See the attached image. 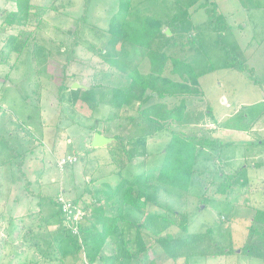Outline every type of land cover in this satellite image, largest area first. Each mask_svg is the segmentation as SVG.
<instances>
[{
	"label": "rangeland",
	"instance_id": "1",
	"mask_svg": "<svg viewBox=\"0 0 264 264\" xmlns=\"http://www.w3.org/2000/svg\"><path fill=\"white\" fill-rule=\"evenodd\" d=\"M96 1L91 5L96 10L106 8L109 3V0ZM45 2L47 12L41 20L34 19L30 25L22 27L26 32L22 37L30 41V46L19 52L7 43L9 36L19 37L21 29H12L4 23L7 15L17 10L16 3L0 0V137H3L0 139V264H50L36 248L26 243L29 233L44 234L58 228V223L51 218L56 209L41 197L56 198V201L61 197L71 203L79 200L76 207L81 210L77 215L80 222H94L95 208L110 214L102 190L108 187L106 183L113 182L114 185L119 177L115 174V166L109 164L112 158L107 150L109 145L104 151L89 149L83 138L88 140L97 129L105 132L110 128L113 134L123 138L134 133L129 125L124 130L116 128L118 122L95 123L96 117L105 119L112 113L108 106H102L95 118L90 119L85 104L60 105V98L67 101L70 92L59 91L64 62L57 59L60 54L57 48L65 47L74 39L79 45L76 62L68 68L67 74L71 77L68 85L76 82L82 88L97 84L125 87L129 80L99 55L101 49H108L107 37L103 38L100 29L85 24L79 36L74 35L76 18L83 14L84 0ZM225 9L228 21L233 25L228 35L229 50L247 58L246 63L253 70L256 82L248 72L221 68L225 51L211 40L208 47L210 64L218 69L201 78L203 95L188 97L187 119L174 124L178 131L188 134L196 130L203 136L210 135V140L218 143L208 145L205 150V156L211 160L201 164L205 173L197 175L194 190L195 194H207L214 201L202 205L199 210L197 200L192 201L189 231L197 234L211 227L216 232L224 231L226 241L221 245L224 250L217 249L218 256L192 257L189 264H264L262 259L242 253L254 213L264 210V9L243 8L237 0L226 2ZM203 18L202 11L195 21L201 23ZM19 38L17 45L21 46L23 39ZM130 51L126 53L127 62L135 58ZM168 101L170 105L176 103L175 100ZM132 114L125 110L121 115L125 118ZM169 137L167 133L150 137L147 155L130 164L123 177L153 175L164 163ZM70 151L79 153L76 154L77 162L60 167V159L69 156L67 152L71 155ZM223 172L236 175L234 188L226 197L216 193ZM28 214L34 216L26 217ZM125 216L144 223L156 234L182 235L179 224L183 217H171L173 222H164L143 211H128ZM50 218L53 221L50 225L37 228L39 222ZM30 221L36 226L29 227ZM16 226L14 233L12 229ZM226 234H230L232 242ZM55 241L61 255L73 252L69 241L63 244L59 239ZM228 248L232 249L229 255L225 254ZM112 252L108 248L104 256L109 257ZM157 256L153 259L156 263L173 264ZM76 263L74 259L62 261V264Z\"/></svg>",
	"mask_w": 264,
	"mask_h": 264
},
{
	"label": "trees",
	"instance_id": "2",
	"mask_svg": "<svg viewBox=\"0 0 264 264\" xmlns=\"http://www.w3.org/2000/svg\"><path fill=\"white\" fill-rule=\"evenodd\" d=\"M14 1L17 10L9 13L4 23L12 29H21L23 44L17 45L20 36L15 35L9 36L7 43L12 46V50L21 52L30 46V41L22 37L26 33L22 27L30 25L34 19L41 20L47 12V2ZM93 1L96 0H84L83 14L76 18L77 26L73 33L78 37L85 24L100 29L103 38L107 37L105 44L108 49H101L99 55L106 63L125 74L129 84L125 87L97 84L72 89L75 82L67 84L71 78L67 73L68 68L76 62L79 42L74 39L65 47L57 48L60 53L57 59L64 62L61 66L64 75L59 91L70 92V99L63 101L60 98V105L68 103L75 107L78 103L85 104L90 119L95 118L102 106H108L112 113L105 119L96 117L95 123L98 125L104 122L107 125L118 122L116 128L124 130L129 125L134 133L123 138L113 134L110 128L105 132L98 129L94 132L113 139L107 147L112 156L109 164L117 169L115 174L119 180L114 185L113 182L105 184L108 186L104 193L105 207L110 210V214L95 208V221L78 222V225L73 223V226L78 227V232L74 233L70 227L72 222L68 220L59 199L56 201V198L40 196L42 201H48L56 209L53 208L55 212L51 218L58 223V228L44 234L29 233L26 243L36 248L40 256L50 264H62L67 259L76 260V264H158L153 261L157 255L173 264L179 261L189 264L192 257L218 256V250H224L221 246L226 241L224 231L216 232L212 227L197 234L189 231L192 201L197 200L198 210L202 205L207 206L214 201L207 194H195L194 190L197 175L205 173L200 168L201 164L211 160L205 156V150L208 145L218 143L210 140V135L203 136L196 130L188 134L178 131L174 124L183 123L187 119L188 97L203 95L201 78L218 69L210 64L208 47L212 42L225 51L221 68L248 72L256 82L253 70L246 63L247 58L229 50L228 35L233 25L224 12L229 0H109L106 8L100 10L91 8ZM237 2L246 9L248 6L264 9V0ZM146 8H149L148 11ZM202 11L205 18L198 23L195 17ZM94 16L98 18L92 19ZM129 50L131 56H135L131 62H127L126 58ZM168 100H175L176 103L170 105ZM125 110L134 114L122 118L121 114ZM163 133L170 137L161 167L153 175L145 173L144 177L134 175L132 178H124L125 169L137 158L147 155L148 139ZM93 136L88 140L83 138L89 149L92 147ZM70 152L76 157L79 155L78 152ZM66 155L70 154L67 152ZM220 176L222 180L217 185L216 193L226 197L234 188L236 175L223 172ZM91 181L93 183L94 179ZM78 201L76 199L72 204L76 206ZM128 211H143L164 222H173L171 217H183L179 224L182 235L156 234L144 223L128 219L125 216ZM28 216L33 217L34 214ZM50 219L39 222L37 228L43 229L50 225L53 222ZM28 223L29 227H34L35 223ZM16 229L17 226L12 232H17ZM248 230L242 253L264 261V210L254 213ZM226 236L231 241L230 234ZM55 239L61 240L62 244L69 241L74 248L73 252L61 255ZM229 246L232 248V245ZM108 248L113 252L105 257ZM230 248L225 250V254L232 252Z\"/></svg>",
	"mask_w": 264,
	"mask_h": 264
},
{
	"label": "built area",
	"instance_id": "3",
	"mask_svg": "<svg viewBox=\"0 0 264 264\" xmlns=\"http://www.w3.org/2000/svg\"><path fill=\"white\" fill-rule=\"evenodd\" d=\"M77 162V157L76 156H64L60 159L59 165L60 167L64 168L67 167L68 165H73ZM59 201L63 204V210L66 213V216L70 222H72V225L70 226L73 230L74 233L78 232V227L76 225L73 226V223L78 225V222L81 220H77L78 214H81V210H79L76 206H74L71 202L63 200V198H59ZM78 209V210H77Z\"/></svg>",
	"mask_w": 264,
	"mask_h": 264
},
{
	"label": "water",
	"instance_id": "4",
	"mask_svg": "<svg viewBox=\"0 0 264 264\" xmlns=\"http://www.w3.org/2000/svg\"><path fill=\"white\" fill-rule=\"evenodd\" d=\"M167 33L170 35L169 30H167ZM82 87L83 86H81L80 84L75 82L72 86V89L77 90V89H80ZM112 142H113L112 138H107V137L97 133L93 138L92 147L93 148H103V147L110 145Z\"/></svg>",
	"mask_w": 264,
	"mask_h": 264
},
{
	"label": "crops",
	"instance_id": "5",
	"mask_svg": "<svg viewBox=\"0 0 264 264\" xmlns=\"http://www.w3.org/2000/svg\"><path fill=\"white\" fill-rule=\"evenodd\" d=\"M94 135H96V134H94ZM101 135L105 136L104 134H101ZM105 137H107V136H105ZM93 138H94V136H93ZM93 138H92V141H93ZM107 138H109V137H107ZM98 150H99V149H98ZM100 150H101V151H104V150H105V147L100 148ZM103 187H104V186H103ZM106 191H107V189L104 188V190H102V193L104 194ZM104 196H105V194H104Z\"/></svg>",
	"mask_w": 264,
	"mask_h": 264
}]
</instances>
